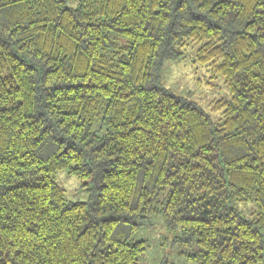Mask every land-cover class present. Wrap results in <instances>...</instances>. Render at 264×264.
I'll list each match as a JSON object with an SVG mask.
<instances>
[{"label":"trees","instance_id":"obj_1","mask_svg":"<svg viewBox=\"0 0 264 264\" xmlns=\"http://www.w3.org/2000/svg\"><path fill=\"white\" fill-rule=\"evenodd\" d=\"M73 1L0 0V264H137L158 213L200 264H264V0ZM189 44L217 122L160 82Z\"/></svg>","mask_w":264,"mask_h":264},{"label":"rangeland","instance_id":"obj_2","mask_svg":"<svg viewBox=\"0 0 264 264\" xmlns=\"http://www.w3.org/2000/svg\"><path fill=\"white\" fill-rule=\"evenodd\" d=\"M73 6V0H66ZM197 45L186 46L178 59L164 61L160 70V82L174 94L197 103L210 115L214 122L219 121L220 111H212L209 103L214 99H229V89L221 75L213 76L207 65L199 64L195 58ZM55 181L64 189L67 201H87L90 193L75 174L66 169L58 170ZM181 230L168 229L161 214L150 216L149 221L140 226L130 240H144L145 250L138 257L137 264H200L194 257L201 249L194 240L189 245L178 241Z\"/></svg>","mask_w":264,"mask_h":264}]
</instances>
